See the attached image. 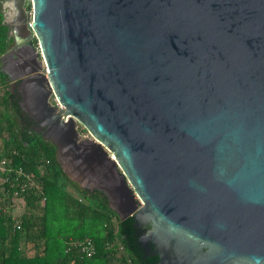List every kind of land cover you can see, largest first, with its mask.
Returning a JSON list of instances; mask_svg holds the SVG:
<instances>
[{"label": "water", "instance_id": "1", "mask_svg": "<svg viewBox=\"0 0 264 264\" xmlns=\"http://www.w3.org/2000/svg\"><path fill=\"white\" fill-rule=\"evenodd\" d=\"M13 8L18 105L68 179L104 192L137 261L264 264V0Z\"/></svg>", "mask_w": 264, "mask_h": 264}, {"label": "trees", "instance_id": "2", "mask_svg": "<svg viewBox=\"0 0 264 264\" xmlns=\"http://www.w3.org/2000/svg\"><path fill=\"white\" fill-rule=\"evenodd\" d=\"M25 9H30L29 4ZM3 18L0 0V55L10 45ZM77 129L86 133L80 125ZM1 159L0 264H140L121 234L124 219H118L101 192H89L68 179L56 160L54 146L29 127L0 71ZM18 169L34 185L21 190L15 179ZM16 198H20V209L13 217ZM85 237L94 248L89 257L69 245L70 240Z\"/></svg>", "mask_w": 264, "mask_h": 264}, {"label": "crops", "instance_id": "3", "mask_svg": "<svg viewBox=\"0 0 264 264\" xmlns=\"http://www.w3.org/2000/svg\"><path fill=\"white\" fill-rule=\"evenodd\" d=\"M5 3L11 4V0H2V8L4 10V16H5ZM11 16H12V14H11ZM5 20H6V22L10 21V20H12V17H9L7 19L5 18ZM9 39H10V45H9L10 49H12L13 52L17 55L15 56V54H12L10 57H5L2 60H0V65L3 67V69L6 72V74H4V75L6 76L8 88H9V83L10 84L14 83V82H10L8 80L9 76L15 75L18 72H20L19 65L21 63L19 62V58H21V57L23 58L26 55H28V49H27L28 44L26 41L24 43H22L21 45H19V43L12 41L13 39L11 36L9 37ZM23 44H24V46H23ZM31 45L36 46V40L34 38H32V40H31ZM20 46H22V47H20ZM15 82H17V81H15Z\"/></svg>", "mask_w": 264, "mask_h": 264}, {"label": "built area", "instance_id": "4", "mask_svg": "<svg viewBox=\"0 0 264 264\" xmlns=\"http://www.w3.org/2000/svg\"><path fill=\"white\" fill-rule=\"evenodd\" d=\"M27 4H29L30 7V3L28 2ZM25 4V6L27 5ZM29 24V22L27 23ZM52 101L55 102L56 100L52 97ZM84 136H88L86 133L84 134ZM4 167V160L1 159L0 160V169H3ZM15 179H17L16 181V185L22 190L24 187L26 186H30V185H34L33 181L30 179V177L28 176V174L24 173L21 169L17 170ZM20 198H16L15 199V203L17 204ZM18 204L15 205L12 208V215L13 217L17 215L18 213ZM19 225L16 223L15 228H18ZM69 245L73 246L74 248H77L78 251L80 253H82L84 256L89 257L93 254L94 252V248H93V244L90 238L85 237L82 240L79 241H74V240H70L69 241ZM120 248V247H119Z\"/></svg>", "mask_w": 264, "mask_h": 264}, {"label": "flooded vegetation", "instance_id": "5", "mask_svg": "<svg viewBox=\"0 0 264 264\" xmlns=\"http://www.w3.org/2000/svg\"><path fill=\"white\" fill-rule=\"evenodd\" d=\"M14 1H15V0H11V4H9V3H5V18H6V19L9 18V17H12V16H13V12H14V8H13ZM11 14H12V16H11ZM9 89H10L11 92H13L14 97L17 98V102H19V101L23 102V100H22V98H21V96H20L21 93H20V91L18 90L17 82H14V83H11V84L9 83ZM22 113H23V115L25 114V116H27V118H28V120H29V127H30L31 129H33V130H35L36 132H39V133H41V132L43 131V127L41 126L40 121H37V120H35L32 116L26 114V113L24 112L23 109H22ZM81 135H84V133H81ZM75 184H76L78 187H80V188H82V189H86V190L89 191V192H92V191H94V190L99 191V192H101V193L105 196L104 192L98 190L97 187H93V188L91 189V188H89V187H87V186H86V187H81L80 185H78V182H76ZM94 186H99V184H98L97 182H95V185H94ZM102 186H103V185H102ZM103 187H104V186H103ZM104 188H105V187H104ZM105 189L107 190V188H105Z\"/></svg>", "mask_w": 264, "mask_h": 264}, {"label": "rangeland", "instance_id": "6", "mask_svg": "<svg viewBox=\"0 0 264 264\" xmlns=\"http://www.w3.org/2000/svg\"><path fill=\"white\" fill-rule=\"evenodd\" d=\"M51 102H52V101H51ZM17 209L19 210V209H20V206H19ZM111 219H112V220H114V218H113V217H112Z\"/></svg>", "mask_w": 264, "mask_h": 264}, {"label": "bare ground", "instance_id": "7", "mask_svg": "<svg viewBox=\"0 0 264 264\" xmlns=\"http://www.w3.org/2000/svg\"><path fill=\"white\" fill-rule=\"evenodd\" d=\"M4 19H5V16H4ZM6 21V20H5Z\"/></svg>", "mask_w": 264, "mask_h": 264}]
</instances>
